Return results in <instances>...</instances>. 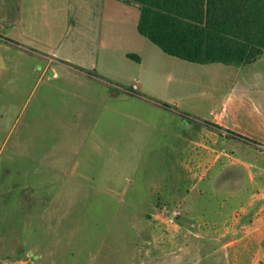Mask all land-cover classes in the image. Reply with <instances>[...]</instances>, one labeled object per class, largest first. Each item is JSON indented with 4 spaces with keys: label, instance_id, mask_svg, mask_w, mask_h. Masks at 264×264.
<instances>
[{
    "label": "rangeland",
    "instance_id": "1",
    "mask_svg": "<svg viewBox=\"0 0 264 264\" xmlns=\"http://www.w3.org/2000/svg\"><path fill=\"white\" fill-rule=\"evenodd\" d=\"M130 6L115 50L91 67L77 57L47 69L28 53L4 61L0 42V264H188L140 251L198 243L186 229L222 222L256 190L225 175V157L198 181L191 142L217 119L254 130L264 51L239 68L170 57L131 40ZM130 44L138 62L123 57ZM248 147L225 148L263 166ZM215 238L225 240L200 243Z\"/></svg>",
    "mask_w": 264,
    "mask_h": 264
},
{
    "label": "crops",
    "instance_id": "2",
    "mask_svg": "<svg viewBox=\"0 0 264 264\" xmlns=\"http://www.w3.org/2000/svg\"><path fill=\"white\" fill-rule=\"evenodd\" d=\"M131 8L130 4L121 0H0V42L4 44L1 46L4 61L14 54L28 53L46 60L47 69L55 62L61 64L77 57H81L85 67L94 66L95 60L104 57L105 47L111 53L115 50L116 36L121 34L122 29L125 30L128 23L122 13L128 14ZM137 8L134 9L137 16L130 20L133 42L137 38L146 40L137 32ZM77 44L80 56L73 54ZM122 53L130 61L128 55H135L136 52L130 44ZM159 107L163 108L162 105ZM252 109L256 116L253 131L239 129L233 121L223 123L219 119L212 123L219 130L211 126L203 128L201 137L191 142L193 148L199 151L192 173L198 181H202L206 171L225 157L229 161V165L225 163L222 166L225 175L236 179L246 176L256 190L222 222H211L209 229H204L201 224L186 229L187 233L199 238L198 243L168 247L161 250L164 254L160 256H149L148 250L142 249L143 258L170 262L186 258L188 264H264V165L232 161L225 148L239 144L251 146L248 149L256 148L258 155L264 158V114L255 105ZM238 185L233 189H238ZM230 195L233 196L234 192ZM206 235L224 237L225 240L221 243L219 238H215L206 248L200 243L201 236Z\"/></svg>",
    "mask_w": 264,
    "mask_h": 264
},
{
    "label": "trees",
    "instance_id": "3",
    "mask_svg": "<svg viewBox=\"0 0 264 264\" xmlns=\"http://www.w3.org/2000/svg\"><path fill=\"white\" fill-rule=\"evenodd\" d=\"M121 1L138 6V34L170 57L239 68L264 51V0Z\"/></svg>",
    "mask_w": 264,
    "mask_h": 264
}]
</instances>
